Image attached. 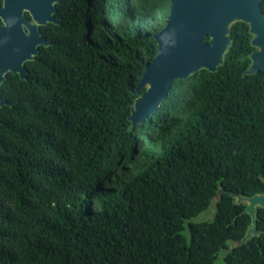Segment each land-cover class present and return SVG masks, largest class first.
<instances>
[{"label": "trees", "instance_id": "obj_1", "mask_svg": "<svg viewBox=\"0 0 264 264\" xmlns=\"http://www.w3.org/2000/svg\"><path fill=\"white\" fill-rule=\"evenodd\" d=\"M170 0H60L52 42L9 74L0 109V264H264L232 194H264V69L233 25L224 63L129 120ZM212 220H195L211 206ZM185 230L187 233H185ZM227 250L226 252H223Z\"/></svg>", "mask_w": 264, "mask_h": 264}, {"label": "water", "instance_id": "obj_2", "mask_svg": "<svg viewBox=\"0 0 264 264\" xmlns=\"http://www.w3.org/2000/svg\"><path fill=\"white\" fill-rule=\"evenodd\" d=\"M60 0H4L0 8V83L8 72L27 79L25 62L34 60L40 53V46L52 44L41 35L39 26L48 23L59 24L55 17L56 3ZM165 26L154 34L157 51L151 63L139 80L135 94H139L131 107L129 120L133 127L144 123L160 109L167 99L174 81L185 79L201 70L216 72L224 63L232 39L231 26L242 20L250 24L249 32L254 35L251 45L258 49L250 55V65L245 74H257L264 69V18L257 5L242 8L225 5L224 0H170ZM32 17H23V9ZM25 26V28H24ZM10 105L7 100L0 106ZM224 189L219 188L211 202L212 208L219 201ZM236 203H245V212L251 217V226L241 240L231 243L230 250L242 244L249 237L260 235L256 227L258 208H264V194L245 197L232 194ZM227 250L223 251L226 252Z\"/></svg>", "mask_w": 264, "mask_h": 264}, {"label": "flooded vegetation", "instance_id": "obj_3", "mask_svg": "<svg viewBox=\"0 0 264 264\" xmlns=\"http://www.w3.org/2000/svg\"><path fill=\"white\" fill-rule=\"evenodd\" d=\"M33 2H37L38 0H32ZM3 2H4V0H0V8L3 6ZM60 2V1H59ZM58 2V3H59ZM224 2H225V5L226 6H228V5H236V3H238L239 2V4H240V6L242 7V8H245V7H251V6H256L257 5V7H258V9H259V12L261 13V16L264 18V0H224ZM57 4V3H56ZM170 5H171V2H170ZM56 6V5H55ZM56 13V12H55ZM169 13V12H168ZM23 17L25 18V19H27V20H29V21H32V17H31V15H30V13H29V10L28 9H23ZM56 17V16H55ZM3 24V20H2V18L0 17V25H2ZM49 24V23H48ZM241 25L242 27H246L247 29H248V32H249V29H250V24L248 23V22H245V21H242V20H238V21H235L234 23H233V25ZM232 25V26H233ZM42 26H46V25H42ZM42 26H39V31H40V28L42 27ZM232 26H231V28H232ZM24 28H25V26H24ZM41 32V31H40ZM249 34L251 35V40L254 38V35H252L250 32H249ZM41 35H42V33H41ZM43 36V35H42ZM44 37V36H43ZM251 42V41H250ZM252 46V45H251ZM253 47V50H252V52L253 51H255V50H257L258 48L257 47H254V46H252ZM251 52V53H252ZM26 63V62H25ZM26 68V67H25ZM9 74H12V75H17L19 78H20V76H19V74H14V73H11V72H8L7 74H6V78H5V80L2 82V83H0V101H2V100H7L9 103H12L13 104V101H10V100H8L7 98H5L4 97V94H3V89H4V84H5V82H7V80H8V76H9ZM21 79V78H20ZM3 106H0V109L2 108ZM0 123H1V121H0Z\"/></svg>", "mask_w": 264, "mask_h": 264}, {"label": "rangeland", "instance_id": "obj_4", "mask_svg": "<svg viewBox=\"0 0 264 264\" xmlns=\"http://www.w3.org/2000/svg\"><path fill=\"white\" fill-rule=\"evenodd\" d=\"M214 211H215V208L209 207L208 210L200 214L195 220L197 221L212 220L214 217ZM185 233H187L186 230H185Z\"/></svg>", "mask_w": 264, "mask_h": 264}]
</instances>
